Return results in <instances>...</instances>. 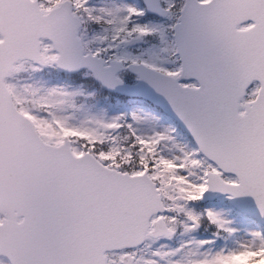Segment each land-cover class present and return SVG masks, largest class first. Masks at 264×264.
<instances>
[{
	"label": "snow or ice",
	"instance_id": "6c2138e0",
	"mask_svg": "<svg viewBox=\"0 0 264 264\" xmlns=\"http://www.w3.org/2000/svg\"><path fill=\"white\" fill-rule=\"evenodd\" d=\"M0 264H264V0H0Z\"/></svg>",
	"mask_w": 264,
	"mask_h": 264
}]
</instances>
